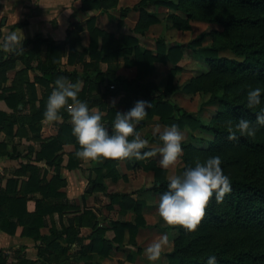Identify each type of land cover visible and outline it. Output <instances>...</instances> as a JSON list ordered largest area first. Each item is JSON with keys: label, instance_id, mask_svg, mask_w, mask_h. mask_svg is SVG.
Returning a JSON list of instances; mask_svg holds the SVG:
<instances>
[{"label": "trees", "instance_id": "16d2710c", "mask_svg": "<svg viewBox=\"0 0 264 264\" xmlns=\"http://www.w3.org/2000/svg\"><path fill=\"white\" fill-rule=\"evenodd\" d=\"M80 9L90 11L93 9H111L118 5L119 0H81ZM151 6H161L171 9L167 18L171 27L179 31H190L192 21H201L216 24L222 30H215L212 35V46L204 47L203 41L207 34L203 33L191 42L179 46L168 47L163 38L157 40L155 51L142 48L136 37L128 35L123 39H116L111 33L99 28L96 18L87 21L86 29L89 33V45L78 50L81 38L78 33L84 27H78L77 32H69L68 62L73 65L82 62L84 70L67 71L61 68V57L66 53L64 44L44 41L46 49L37 45L32 49H24L19 55L10 53L5 62L0 63L2 75L9 65L20 60L26 69L35 73L34 81L27 76L24 82L30 90V99L23 90L11 89L3 95V99L17 113L23 111L28 103H32V114L25 119L24 116L15 114L9 116L0 112V131L5 130L12 135L16 124L26 127L29 125L34 137L40 136V123L46 108L44 98L39 99L37 84L53 90L58 77H65L70 82L79 81L81 91L78 97L87 101L89 107L95 104L104 108V95L102 84L107 82V92H125L128 99H143L151 103L147 108L146 116L152 119L158 116L165 125L176 124L180 131L190 128L192 131L203 129L214 138L207 148L197 147L191 142H183L184 170L194 166L197 159L203 161L210 155H220L222 168L230 177L232 190L225 194L222 202L217 203L215 194L210 199L205 209V215L197 228L192 231L178 226L180 234L174 240V249L168 255L172 264H207V257L215 255L217 264H264V126H259L255 136H238L229 138L228 121L233 123L240 117L255 123L256 114L264 108V91L262 102L252 108L247 106V91L250 87L264 89V0H140L133 8L121 11L126 16L131 10L139 11L141 16L134 32L144 34L152 25L160 23L158 14L150 13ZM183 16H181L180 14ZM29 43L28 41L26 42ZM192 52L206 60L209 70L201 71L192 77L183 86V91L189 94L210 95L203 106L218 104L223 107L206 124L196 118L192 113L184 111L178 104L165 101L168 94L178 91L175 76L182 67L178 63L184 58V50ZM231 51L236 59L221 56L222 52ZM4 51H0V58L4 59ZM89 56L91 61L86 62ZM132 56V57H131ZM125 59L127 67H137L138 74L133 79L116 76L117 65L115 60ZM100 62L109 63L107 70L100 68ZM171 63L174 68L168 74V82L164 89L144 79L156 71L157 63ZM111 86H114L111 90ZM153 91L159 92L156 96ZM29 99V100H27ZM39 105V106H37ZM23 106V109H19ZM116 110H108L109 123L112 125ZM64 119L58 135L44 141L41 150L37 153V161L46 160L48 164L56 166L53 181L42 178V169L38 166H29L30 176L22 185L21 191L17 190L18 181L10 180L7 183L5 195L0 196V226L3 231L14 235L18 226L25 225V234L35 240L46 242L47 247H56L52 244L57 239L64 238L67 243L81 242L72 226L63 230H53L50 236L41 234L45 226L44 217L63 207L45 205L36 201V211L32 214L28 209L30 196L41 194L43 197H61L55 180L60 178L61 160L58 153L65 142L76 143V151L81 146L72 133L70 114L66 109L61 112ZM23 127V129H24ZM132 137L130 136L129 139ZM152 143L162 144L159 134H155ZM6 148V145H2ZM154 150L144 148L143 151ZM75 151V153H76ZM153 155L137 159L132 157L146 172H153L154 182L151 192L161 194L167 190L169 178L168 170L158 165ZM75 153L69 160L68 167L74 169L80 165L81 159ZM6 154V153H5ZM11 155V154H9ZM105 168H96V178L93 180L94 188L106 190L105 179L111 177L118 179L119 174L112 160H107ZM61 184L63 185L62 181ZM111 205L121 203L125 209L130 208L136 213L135 223L131 221H114L112 229L115 236L112 240L117 243L116 248L124 245L127 232L130 242L135 243L136 235L140 228L147 226L142 214V204L133 200L130 194H109ZM128 205V207H127ZM67 207V206H66ZM70 207V206H69ZM5 208L6 212L1 209ZM59 208V209H58ZM71 208V207H70ZM72 209V208H71ZM80 224L90 221L93 232L90 234V243L82 249L84 264H103L102 260L109 257L114 246L106 239L109 227L100 226V221L91 211H85L75 219ZM65 236V237H64ZM52 244V246H50ZM63 254L67 248L61 247ZM97 253L94 261L93 254Z\"/></svg>", "mask_w": 264, "mask_h": 264}, {"label": "crops", "instance_id": "0c3cea01", "mask_svg": "<svg viewBox=\"0 0 264 264\" xmlns=\"http://www.w3.org/2000/svg\"><path fill=\"white\" fill-rule=\"evenodd\" d=\"M124 0H119L117 8L111 9H93L90 11H83L80 9L81 7V0H0V40L9 32L15 30L19 33H24L25 39L23 41L24 49H32L33 47H36L37 45L42 44L44 41L47 42H55L64 44L66 46V53L61 57V68L64 70H67L69 72L71 71H78L79 73H82L84 70V65L82 62H77L73 65L69 64L68 62V51H69V32H77L78 27L82 26L84 27L83 30H81L78 35L81 38V44L78 46V50L82 51L83 48L87 47V40L85 37V34L87 36L88 42L89 39V33L86 30V24L87 21L91 18H96V24L99 28L103 29L104 31L111 33L115 36L116 39H123L125 36L132 35L136 37L139 41H141L140 36H145L150 29L153 26L159 25L162 23V18H160V23L152 25L144 34L134 33V32H127L128 28L126 29L128 25V16L131 12H137L138 18L134 21L135 27L138 24L140 20V12L131 10L127 13V15L123 18V20H118L117 31H112L109 29L106 25V21H109L107 16L111 14L114 11H118L121 13V11L125 8H130L129 6H123ZM135 6V4L132 6V8ZM163 9L165 7L161 6H151L148 8V11L150 13L159 14V12H156L157 10L154 9ZM167 10V13L173 12L171 9L165 8ZM168 22H166V25L174 31H178L180 33L185 32L189 33V31H179L171 27V22L167 19ZM102 25H106V29L102 27ZM126 29V34L121 35ZM134 27L132 28V31H134ZM191 31V30H190ZM121 35V36H120ZM29 42L28 44L26 42ZM168 47L178 46V45H168ZM41 49H46L47 45L42 44ZM190 52L195 59V62L198 63V59L196 54L192 52L191 49H185ZM185 50H184V56H185ZM2 51V50H0ZM8 55H10V52H4L3 56L4 59L0 58V63L5 62L7 60ZM202 58V57H201ZM86 62H90L91 59L87 55L85 57ZM106 65V68H101L102 70H107L109 67V63H102L101 65ZM171 64V63H169ZM173 65V64H171ZM180 65V64H179ZM183 69L182 71H179L177 73H183L185 71V66L180 65ZM174 65L172 66V68ZM127 68V67H126ZM157 68V66H156ZM199 69V68H198ZM120 70V67H118L116 76H121L125 79H133L138 74L137 67H130L129 70H131L130 74L128 76H124L121 73H118ZM133 75L132 73H134ZM199 72L196 74H193L187 82L194 76H196ZM155 74V72L146 77L144 79V82H147L150 77H152ZM6 79L2 81L1 75H0V112H4L8 114L9 116L19 114L25 117V119L28 118L30 114H32L33 111V105L32 103H28L27 107L23 109V106H20L19 109H23V111H20L19 113L16 112L14 107L9 105L4 99L3 95L6 94L11 89L15 91L23 90V86L21 87V84L18 81V78L21 77L22 83L24 82V77L27 76L31 82L34 81L35 73L32 69H26L25 65L22 61L16 60L12 65L8 66V69L5 73L2 74ZM132 75V76H131ZM153 83V82H151ZM154 84V83H153ZM176 84V81H175ZM157 85L161 91H164V87ZM107 86L108 83L105 82L102 84V93L106 94L104 95V109H101L100 105L95 104L93 107L94 109L101 110L103 115V123L106 128L111 130L112 125L109 123L108 119V110L110 107H113L116 111H127L130 109L134 103L136 102V99H128L127 94L125 92H107ZM176 86L179 88L177 92L173 94H168L165 97V101H171L174 104H178V102L175 99H172V97H176L177 95L189 94L183 91L182 88L176 84ZM111 90H113L114 86L110 87ZM27 84H25L24 91H27ZM53 89V86H52ZM37 90H38V97L39 99L43 98L44 91H46V88L37 84ZM82 89L80 88V91ZM156 96L159 92L153 91ZM191 96H194L193 94H189ZM198 95V94H196ZM28 98V97H27ZM118 98V99H117ZM116 100V104L112 105V100ZM29 100V99H27ZM179 105V104H178ZM180 106V105H179ZM183 108L182 106H180ZM147 119V120H144ZM158 119L160 123L163 126H166L161 122L160 118L158 116H155L152 119H148L147 116L145 117L134 126V132H139L141 135V130L143 128H146L147 125L150 122H154ZM64 119L62 118L59 122H46L42 121L41 123H50L52 126V130L50 129V132H52L49 136L45 137L43 135V128L41 129L40 136L38 138L34 137V134L32 131L28 130V125L26 127H22L21 124H16L14 128V132L12 135L7 134L5 130L0 131V196L5 195L7 193L6 187L7 183L10 180H16L18 181V188L17 190L20 192L22 185L25 181L29 179L30 171L31 169L29 166H38L42 169V178L45 177L47 181H53L54 176L56 174V166L48 164L46 160L37 161V153L41 150L42 143L56 135H58L61 125L63 124ZM71 122V118H70ZM55 125V126H54ZM185 130V129H184ZM183 131V130H182ZM158 134V132H155L152 134V136L148 135V144L145 146V148H152V149H158L161 144H155L151 142L152 137ZM6 145V148H2V145ZM143 150V149H142ZM76 151V143L73 142H65L63 144L62 150L58 153L59 159L61 160V166H60V178L56 179L54 182L59 187L58 191L63 194L61 197H48L45 198L41 194H35L33 197L30 196V199L28 201V209L30 213H34L36 211V201L40 200L45 205H51V206H57V207H63V210H57L54 213L48 214L44 217L45 220V226L40 230L41 234L44 236H50L53 230H63L65 228H69L72 226V232H76L79 238H82L83 240L81 242H73V243H67L65 239L62 237L60 239L55 240L52 242V244L56 247H53L52 249L50 247H47L46 242L41 240H35L34 238L28 237L25 234V225L18 226L16 233L14 235H11L7 233L6 231H3V229L0 226V264H84L85 260L83 258V251L82 249L86 247L90 243L89 236L93 232L91 227L90 221H85V223L80 224L75 219L83 214L85 211H91L95 214V216L98 218V220L101 218L100 213L95 209V207H89L86 202L88 200L93 199V196L95 195H102L105 198H108L109 203L106 205L108 209L116 210L119 213V221H123L126 219L127 216L131 215L132 210L125 209L122 207L121 203H117L111 206V200L109 198V194L111 193H120V194H130V197L138 201L142 204V214L147 222V208L150 207V203H152L154 197L160 196L159 194L151 192V189H148L153 182H154V174L152 172V182L149 183V185H146L139 190L135 192H113L111 189L114 187V185L120 183L122 180L126 179V175L121 172V164L124 163L125 166L130 170H143L145 171L138 163H136L132 157L127 158H111V157H105L99 160L95 161H89V162H83L80 161V165L74 169H70L68 167L69 160L71 156ZM6 153V154H5ZM11 154V155H9ZM152 158H155L158 165L162 167L159 164V158L160 153L157 152L156 155L152 156ZM107 160H112V163L114 162V167L117 169L119 177L118 179H113L111 177H107L105 179L106 184V190L102 189H96L93 185V180L96 178L95 169L96 168H105L104 165H106L108 162ZM163 168V167H162ZM168 170V168H167ZM83 173L85 176V180H81L80 185L76 188L79 190V192H76V178H79L82 176L80 173ZM146 172V171H145ZM151 173V171H150ZM151 177V176H150ZM61 181L63 185L61 184ZM79 181V180H78ZM154 186V185H153ZM97 201V200H96ZM95 201V202H96ZM96 207H99L97 204H95ZM67 206V207H66ZM72 208H70V207ZM58 208V209H59ZM2 212H6V209H1ZM1 221V216H0ZM127 221V219H126ZM114 222V221H113ZM112 223V222H111ZM147 225L149 227V224L147 222ZM100 226H105L100 221ZM108 227V226H106ZM109 231L106 233V239L112 241L115 233L112 229V227H109ZM109 232H113L114 236L110 237ZM140 231L136 235L135 241L138 245V235ZM65 237V236H64ZM61 247L67 248V254H63L60 250ZM135 249H137V253H139L140 247L131 246ZM116 250V248L114 249ZM135 254V255H136ZM134 255V254H133ZM134 255V256H135ZM94 261L97 260V253L93 254ZM109 257L102 260L103 264H109L106 262Z\"/></svg>", "mask_w": 264, "mask_h": 264}, {"label": "clouds", "instance_id": "9594fccd", "mask_svg": "<svg viewBox=\"0 0 264 264\" xmlns=\"http://www.w3.org/2000/svg\"><path fill=\"white\" fill-rule=\"evenodd\" d=\"M24 39V33L13 30L0 40V50L19 55L24 50ZM80 88L79 81L70 82L65 77H58L47 98L42 119L46 122L60 121L61 112L66 109L71 118L72 133L81 146L75 155L83 162L105 157L142 159L158 151L159 164L167 169L180 157L183 151V133L176 124L166 125L162 130L157 125L161 146L158 149L141 151L148 144V140L141 137L139 132H134V126L145 117L147 108L151 107L149 101L138 99L127 111H116L109 130L102 120L104 113L99 109L90 108L87 101L78 98ZM262 91L264 89L261 87L249 88L246 94L249 108L261 104ZM111 103L114 106L116 100L113 99ZM259 126H264V108L257 112L255 123L243 117L235 123L229 120V138L255 136ZM231 190V180L222 168L220 155H210L203 161L197 159L194 166L187 167L181 174L169 177L167 190L159 197L158 213L168 225H180L192 231L204 217L206 206L213 194L219 203ZM168 243L167 234H162L159 239L150 242L144 249L147 259L153 262L159 259ZM207 264H217V257L208 256Z\"/></svg>", "mask_w": 264, "mask_h": 264}, {"label": "rangeland", "instance_id": "374dc122", "mask_svg": "<svg viewBox=\"0 0 264 264\" xmlns=\"http://www.w3.org/2000/svg\"><path fill=\"white\" fill-rule=\"evenodd\" d=\"M140 0H124L123 1V6H129L132 8V6L137 4ZM117 8V7H114ZM113 8H111L112 10ZM157 10L156 12H159V17L162 18V23L156 26H153L150 31L145 35V36H140L141 41H139V45L142 48H147L151 49L153 51L156 50L157 48V40L160 38L165 39L166 45H183L191 42L195 38L199 37L201 34L205 33L207 36L205 37L203 41V46L204 47H209L212 46V35L211 33L215 30H222V28L216 24H209L206 22H201V21H192V29L189 31V33L185 32H178L171 30L167 25V16L169 13H167V10L165 8L163 9H154ZM180 14V13H178ZM183 16L182 14H180ZM125 16H122L121 13L118 11H114L111 14L107 16L109 21H106V25L109 29L112 31H117L118 25V20H123ZM138 18V13L137 12H131L129 13L128 16V25L126 29L128 28L127 32H134L132 31V28H135L134 21ZM106 25H104L106 27ZM102 25V27H104ZM104 27V28H105ZM106 29V28H105ZM126 29L125 31L121 34H126ZM87 30V29H86ZM135 33V32H134ZM120 35V36H121ZM87 44L89 45L87 36L85 34ZM126 37V36H125ZM87 45V46H88ZM193 54L188 52V50H185V56L184 58L178 63V65L185 66V71L183 73H180L175 76V81L178 86L182 88L184 84H186L187 80L193 75L196 74L198 71H208L209 66L204 58H201L197 56L196 59H198V63L195 62V59L192 57ZM221 56H226L231 59H236L235 55L231 51H225L221 53ZM132 57V56H131ZM117 67H120V70L118 73L123 74L124 76H128L131 72L129 70V67L125 65V59L120 58L118 60H115ZM179 65V66H180ZM157 68L155 71V74L148 79L147 82H153L154 84H158L162 87L164 85H167L168 82V74L170 72L173 65L169 63H157L156 64ZM127 67V68H126ZM100 68H106V65H101ZM199 68V69H198ZM135 75L134 73H132ZM132 76V75H131ZM21 77L18 78L19 83L21 84V87L23 86V89H25V84L22 83ZM52 90L47 89L44 91L43 98L45 99V102L47 101V98L49 94L51 93ZM26 96L30 99V90L29 88L27 89ZM79 98V97H78ZM127 98V97H125ZM210 98V95H204V94H198L191 96L189 94H182V95H177L176 97H172V99H175L180 106H182L183 110L192 113L196 118L202 120L204 123L208 124L211 121V118L217 114L218 111L223 110L224 108L221 107L218 104L214 105H207L203 106L204 102H206ZM118 99V98H117ZM39 106V105H37ZM105 110V109H104ZM147 120V119H144ZM59 122V121H56ZM159 125L161 130L163 129V125L156 119L154 122H150L146 128H143L141 132V137L148 139V135L152 136L153 133L157 132L156 126ZM55 126V125H54ZM24 127V126H22ZM28 130L32 131L29 127L27 126ZM43 128V129H42ZM41 129L43 130V135L45 137L49 136L52 132H50V129L52 130V126L50 123H40V131ZM183 142H191V144L201 147V148H207L209 143L213 141V136L207 132H205L203 129H199L197 131H192L190 128H187L183 131ZM183 154V151L181 155ZM177 159V161L170 165L168 167V173L167 176L168 178L173 176V175H178L181 174L184 171V163L182 161V156ZM121 172L126 175V179L122 180L120 183L114 185L112 187L113 192H135L139 190L140 188L149 185L150 182H152V172H145L143 170H130L128 169L124 163L121 164ZM80 175L82 176L79 178H76V186L74 189L80 185L79 182L81 180H85V176L81 172ZM151 176V177H150ZM79 180V181H78ZM79 192V190L76 188V192ZM159 197L156 196L154 197L152 203H150V207L147 208V222L149 224L140 228V233L138 235V245L135 241L136 244H132L130 240V234L127 232L126 238L124 241L123 247L120 249H117V243H113L112 241V246H114L113 251L110 254V258L106 260L107 263L109 264H172L168 258V255L173 251L174 249V240L177 238L180 234L179 225H168L165 223L162 218L160 217L158 213V203H159ZM97 200V201H96ZM96 201V202H95ZM109 203L108 198H105L102 195H95L93 196V199L88 200L86 204H88L89 207H95V209L100 213L101 218L99 221H101L105 226L112 227L113 221H119V213L116 210H111L108 209L106 206ZM97 204L99 207H96ZM112 206V205H111ZM128 207V205H127ZM128 209H130L128 207ZM132 210V209H131ZM135 218H136V213L134 211L131 212V215L127 216L126 219L127 221H131L135 223ZM123 220V221H126ZM112 222V223H111ZM146 222V223H147ZM162 234H167L169 236V243L164 246L162 250L161 257L157 259L156 261H149L147 259V256L144 252V249L148 246L150 242H152L155 239H159ZM109 236L113 237L114 234L113 232H109ZM136 246L140 247L139 253L136 254L137 249L131 247V246ZM116 248V250H114ZM135 256H134V255Z\"/></svg>", "mask_w": 264, "mask_h": 264}, {"label": "water", "instance_id": "95a60500", "mask_svg": "<svg viewBox=\"0 0 264 264\" xmlns=\"http://www.w3.org/2000/svg\"><path fill=\"white\" fill-rule=\"evenodd\" d=\"M152 187H153V184L150 187H148V189H151Z\"/></svg>", "mask_w": 264, "mask_h": 264}]
</instances>
